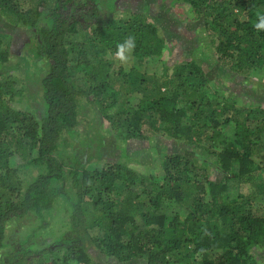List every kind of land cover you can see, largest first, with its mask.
Returning a JSON list of instances; mask_svg holds the SVG:
<instances>
[{
    "label": "trees",
    "instance_id": "1",
    "mask_svg": "<svg viewBox=\"0 0 264 264\" xmlns=\"http://www.w3.org/2000/svg\"><path fill=\"white\" fill-rule=\"evenodd\" d=\"M28 1L0 0V249L13 221L31 213L41 223L29 236L49 225L60 203L68 222L53 244L33 248L27 238L1 264H256L253 250L264 245V214L251 202L264 196V161L255 159L264 140V78L256 75L264 69V32L253 22L264 0H161L162 12L127 0L122 19L112 0ZM178 5L195 16L190 26ZM23 27L36 34L29 51L48 66L39 118L15 107L26 88L2 70L11 56L8 30ZM128 35L136 37L139 65L113 75L108 52ZM173 38L180 58L161 59V72L150 73L143 62L163 57ZM85 77L95 89L126 86L114 93L122 100L112 115L114 99L100 109L125 139L163 129L183 140L184 148L163 156L162 175L148 180L120 161L89 169L56 154L78 123L80 97L93 96L79 82ZM174 204L187 213L172 211Z\"/></svg>",
    "mask_w": 264,
    "mask_h": 264
},
{
    "label": "rangeland",
    "instance_id": "2",
    "mask_svg": "<svg viewBox=\"0 0 264 264\" xmlns=\"http://www.w3.org/2000/svg\"><path fill=\"white\" fill-rule=\"evenodd\" d=\"M19 1L25 6L29 5L28 0ZM112 2L113 5L115 4L117 7L114 12L117 19H122L128 16L127 10L123 8V5L127 4V0H112ZM142 2H144V0H132L127 5L137 6V8L141 6V8L146 9L151 7V9L156 12H159L161 9L162 12V7L167 1L145 0L144 3ZM181 6L182 5H178L175 7V12L179 14L183 20L188 22V25L190 26L193 23H191V21L195 19V16H192L187 9ZM105 12L106 10H104V13ZM3 27V21L0 20V28ZM8 32H10L9 34L12 39L11 46L9 47L11 56L9 61L5 62L6 64L2 70L4 76L16 79L18 87L26 88L23 96H17L15 98L20 99V101L15 104V107L24 110L31 109L33 115L39 118L44 107L42 78L48 70L47 63L36 58V51L34 53V50L31 48L29 51L28 46L30 40L36 35L31 27L9 29ZM199 36L201 37L202 34ZM175 41L176 38H173L167 42L170 48L165 49L163 57L156 60L147 59L143 62L150 73L152 71H155V73L161 72V59L168 61L177 55L178 58H180L182 51L178 53L176 50L177 48H174ZM32 42L35 43V40L32 39L31 43ZM188 48V45L183 46V50L185 51H187ZM28 56L29 58L27 59ZM135 60L136 58L132 54L126 65H121L118 62L113 61L115 67H113L114 69L110 68L109 71H115L113 72V75H115L119 66H122L126 71L131 70L133 65L137 64ZM27 71H31V73L28 75ZM256 75L257 77L264 78V69L260 70ZM114 77L115 76L112 78ZM88 78L89 77L82 78L79 82L83 83L85 86H89L93 96L90 98L86 96L80 97L78 123L71 131L66 132L63 135L59 142L56 154L65 158L69 164H72L76 159H79L89 169L100 168L106 163V161H120L129 165L133 170L141 174L143 177H146L148 180L152 179V175H162L163 168L161 163L163 156L166 152H177L184 148L183 140L171 137L163 129H149L145 132L147 138L144 139L137 140L134 135L125 139V135H120L121 131H117L115 128L111 127L113 124L110 123L109 119L102 116L100 109L107 106V101L116 99L114 95L115 91L122 95L126 86L121 83V81H114L111 84L105 85L104 89H95V84L92 83L94 80ZM94 97L102 99L100 104H93L90 102ZM136 97L137 93H132L128 96V99L134 102ZM121 100V96L118 97L117 100H115V104L107 110L106 114L109 116L112 115ZM261 149L262 151L255 157L259 162L264 161V140L261 143ZM68 186L69 183L67 184V187ZM240 190L246 191V187L241 186ZM148 199V196L141 197L140 201H145L141 205V210L149 209ZM251 202L256 211L264 214V196L259 195L257 197H251ZM173 206L174 208L172 211L180 210L182 214H185L188 211L187 206H179L176 204L172 205V207ZM151 209L153 208L151 207ZM31 214L13 221L8 240L6 241L5 246L0 249V264L2 263L1 261L16 255L14 249L19 248L18 245L21 241L30 238L26 244L27 246L33 248L43 247L53 244L63 233V230L66 229L68 212L66 211V206L62 203L47 215L49 225L40 228L34 236L29 235L33 228L40 225L41 221L37 215H34L33 213ZM253 253H255L256 264H264V245L254 248ZM107 264L118 263L114 260H110Z\"/></svg>",
    "mask_w": 264,
    "mask_h": 264
},
{
    "label": "clouds",
    "instance_id": "3",
    "mask_svg": "<svg viewBox=\"0 0 264 264\" xmlns=\"http://www.w3.org/2000/svg\"><path fill=\"white\" fill-rule=\"evenodd\" d=\"M253 27L258 32H264V12L256 13V20ZM136 49V37L134 35L126 36L122 41L116 42L115 51L108 53L109 58L121 65H126Z\"/></svg>",
    "mask_w": 264,
    "mask_h": 264
}]
</instances>
